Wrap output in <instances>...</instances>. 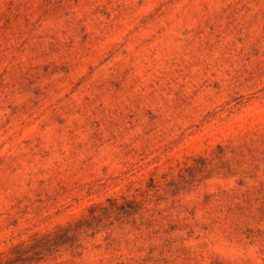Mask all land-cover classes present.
Instances as JSON below:
<instances>
[{
	"label": "rangeland",
	"instance_id": "1",
	"mask_svg": "<svg viewBox=\"0 0 264 264\" xmlns=\"http://www.w3.org/2000/svg\"><path fill=\"white\" fill-rule=\"evenodd\" d=\"M0 264H264V0H0Z\"/></svg>",
	"mask_w": 264,
	"mask_h": 264
}]
</instances>
